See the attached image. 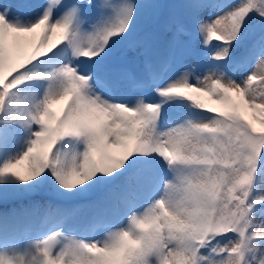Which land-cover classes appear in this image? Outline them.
Wrapping results in <instances>:
<instances>
[{
    "label": "snow or ice",
    "instance_id": "obj_1",
    "mask_svg": "<svg viewBox=\"0 0 264 264\" xmlns=\"http://www.w3.org/2000/svg\"><path fill=\"white\" fill-rule=\"evenodd\" d=\"M39 193L0 264H264V0L0 4V203Z\"/></svg>",
    "mask_w": 264,
    "mask_h": 264
},
{
    "label": "rangeland",
    "instance_id": "obj_2",
    "mask_svg": "<svg viewBox=\"0 0 264 264\" xmlns=\"http://www.w3.org/2000/svg\"><path fill=\"white\" fill-rule=\"evenodd\" d=\"M10 2H11V0H0V4L10 3ZM232 2H238V0H233ZM136 58H137V60H139V61L141 60V56H139V55H136ZM187 62H188V63H192V62H194V61H193L192 59H189ZM121 63H122V60L119 59V58H116V59L113 60V64H114L115 66H117V67H120ZM37 199L40 201V203H41L42 205H45V202L48 200L47 197H43V196H37ZM53 203H57V202H56V201H53ZM30 205H32V204H31V203H28V206H30ZM2 207H3V208H2ZM7 208H8L7 206H0V209H5V210H6V211H4V212H1L0 215H2V214H4V213H9V211H8ZM39 213H40V212H39ZM39 213H36L35 211L30 212V213L28 214L30 217L32 216V218H31L30 221H26V219H23V218H22V220H20L21 223H20V225H18V226L15 228V233H14L15 236H16L18 239H19L21 233H23V232H29V231H33V230H35V227H36L35 222H36V218H37V216H38ZM9 214H10V213H9ZM43 214L50 216V218H49L47 224H48V226H51V229H52V228L56 225V223H58V218L55 217V216L49 215V214L46 212L45 209L42 210V214H41V215H43ZM50 231H51V230H50ZM50 231H49V232H50ZM46 232H48V231H46V230H40L39 227H36V232H35V233L38 234V237L44 235Z\"/></svg>",
    "mask_w": 264,
    "mask_h": 264
}]
</instances>
